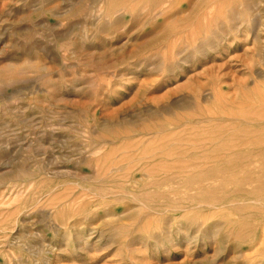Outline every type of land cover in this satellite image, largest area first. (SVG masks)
<instances>
[{"label": "rangeland", "instance_id": "obj_1", "mask_svg": "<svg viewBox=\"0 0 264 264\" xmlns=\"http://www.w3.org/2000/svg\"><path fill=\"white\" fill-rule=\"evenodd\" d=\"M176 2L0 0V264H264V0Z\"/></svg>", "mask_w": 264, "mask_h": 264}, {"label": "bare ground", "instance_id": "obj_2", "mask_svg": "<svg viewBox=\"0 0 264 264\" xmlns=\"http://www.w3.org/2000/svg\"><path fill=\"white\" fill-rule=\"evenodd\" d=\"M154 4H156L157 6H158V8H157V10H158V12H157V19H161L162 17H164V16H166V15H169V14H173L174 12H176V5H177V2H176V0H154ZM181 4H183V6H187V0H184V2L183 3H181ZM152 7V6H151ZM154 8V7H153ZM184 8H186V7H184ZM241 17H242V15H241ZM259 19V18H258ZM155 20V19H154ZM259 21V20H258ZM260 22V21H259ZM258 23V22H257ZM260 24V23H259ZM256 35V34H255ZM256 37H257V35H256ZM255 37V38H256ZM255 51V50H254ZM27 63V62H26ZM38 64V63H37ZM12 65H14V64H12ZM35 65V64H34ZM16 65H14V67H15ZM29 66H31V63L29 64ZM39 66H40V64H39ZM42 66V65H41ZM41 66H40V68H41ZM46 66V65H45ZM6 67V66H5ZM9 67V66H8ZM13 66H11V68H12ZM13 67V69H10V68H6L5 69V71H6V76H5V78L4 79H6L7 78V80L9 79H16L17 77H19V78H25V76H27V74H28V71H31V69L32 68H30V70H26V69H20L18 66H16V67H18V68H14ZM24 67V66H23ZM25 67H26V65H25ZM28 67V66H27ZM32 67H34L33 65H32ZM252 67V66H251ZM34 68H36V66L34 67ZM45 67H42L41 69H44ZM9 69V70H8ZM40 69V70H41ZM33 70V69H32ZM4 71V70H3ZM32 72V71H31ZM37 72V71H36ZM217 77V76H216ZM24 80V79H23ZM14 82V81H13ZM1 87V86H0ZM220 88V87H219ZM226 93V92H225ZM228 95V94H227ZM84 101V100H83ZM87 101V100H86ZM90 102V101H89ZM93 102V101H92ZM80 103V102H79ZM262 117V116H261ZM243 120H245V119H243ZM257 120V119H256ZM248 121V120H247ZM256 123V122H255ZM261 124V126L263 127L262 128V130L264 129V119H262V118H259L258 119V124ZM257 124V123H256ZM245 125V124H244ZM243 125V126H244ZM248 126V125H247ZM254 128H252V131H256V129H254ZM258 129V128H257ZM251 131V130H250ZM251 131V132H252ZM241 132H243V131H241ZM260 133H263L262 135H264V131L262 132L261 131V129H260V131H259ZM83 133V132H82ZM238 133V132H237ZM260 133H256L255 134V136L256 135H260ZM239 135H241V134H239ZM243 135V134H242ZM262 135L260 136V137H262ZM232 136H233V134H232ZM255 136H250L249 135V137L247 138L246 137V140H243V142H241V143H239L241 140H235L234 141V137H232L233 138V141L231 142L230 140V142H231V144H233V146L234 147H236L237 149L238 148H241V147H243V148H247L248 150H256V149H264V140L262 139H260L262 142H260L259 143V138L258 137H256L255 138ZM245 137V136H244ZM239 138H240V136H239ZM242 139H243V137H241ZM236 139V138H235ZM223 141V140H222ZM228 141V140H227ZM227 141H225V142H227ZM218 142V141H217ZM211 143V142H210ZM214 143V142H213ZM216 143V142H215ZM85 144H86V142H85ZM88 144V143H87ZM262 145V146H261ZM212 146H213V144H212ZM212 146H211V148H212ZM223 146V145H222ZM209 147V146H208ZM259 147V148H258ZM226 148H228V147H226ZM231 148V147H230ZM235 148V150H237ZM96 149V148H95ZM101 148H99L98 150H100ZM217 149V147L215 148V150ZM222 149H224V148H222ZM218 150V149H217ZM220 150V149H219ZM228 150V149H227ZM241 150V149H240ZM240 150H238V151H240ZM254 150V151H255ZM231 151V150H230ZM243 151H244V149H243ZM96 152V150H94V153L93 152H91V153H93V154H96L95 153ZM232 152V151H231ZM245 152V151H244ZM248 152V151H247ZM91 153H90V155H91ZM154 153V152H153ZM243 153V152H242ZM92 154V155H93ZM234 154V153H233ZM236 154V153H235ZM244 154V153H243ZM150 155V154H149ZM239 155V154H238ZM240 155H241V153H240ZM245 155V154H244ZM228 156V155H227ZM237 156V155H236ZM156 157V156H155ZM213 157H215V156H212V157H210V161L209 162H211V158H213ZM242 156H240V159H243V158H241ZM245 157H247L246 159H248V156H245ZM207 158H208V156H207ZM215 158H217V157H215ZM224 158V157H223ZM97 160H98V158H96ZM147 159H150V157L149 156H147V155H144V156H141L140 158H139V160H138V163L139 162H141V161H143L144 162V160H147ZM214 159V158H213ZM219 160H220V158H218ZM217 159V160H218ZM222 159V158H221ZM239 159V160H240ZM252 159V158H251ZM254 159H252V161H253ZM197 160L195 159V161L194 162H196ZM200 161V160H199ZM202 161H204V160H202ZM206 162H208L207 161V159L205 160ZM215 161V160H214ZM213 161V162H214ZM223 161V160H222ZM252 161H251V163H252ZM99 163H100V161H98ZM198 162V161H197ZM206 162H204V163H206ZM217 162V161H216ZM215 162V163H216ZM242 162H246V161H242ZM241 162V163H242ZM249 162V161H248ZM235 162H233L232 164H234ZM236 163H237V161H236ZM250 163V162H249ZM198 164V163H197ZM200 164H203V162L201 163L200 162ZM239 164V163H238ZM238 164H237V166H238ZM246 164V163H245ZM262 164H264V162L262 163ZM204 165V164H203ZM235 165V164H234ZM244 165V164H243ZM243 165H240V166H243ZM256 166V165H255ZM252 169V168H251ZM263 169V168H262ZM262 171V170H261ZM260 172V171H259ZM256 173V172H255ZM258 173V172H257ZM248 175H250V174H248ZM264 176V175H263ZM262 175H261V178L263 177ZM248 177H250V176H248ZM258 177V176H257ZM243 183V182H242ZM260 186V185H259ZM204 187V186H203ZM209 189V188H208ZM250 190V189H249ZM255 191V190H254ZM248 192V191H247ZM212 206H216V205H212ZM218 207V206H217ZM182 208V207H181ZM219 208V207H218ZM263 217V216H262ZM251 220V219H250ZM259 220V219H258ZM235 221V220H234ZM253 221V220H252ZM238 222V221H237ZM236 223V222H235ZM264 222L263 221H257L256 223H252V224H248L247 226H246V228H245V230H240L241 232V235H240V240H249L250 242H255L256 240H257V231L259 230V229H261V228H263L264 226ZM263 226V227H262ZM235 228V227H234ZM235 231V230H234ZM263 231V230H262ZM237 235V234H236ZM262 235V234H261ZM264 237V236H263ZM238 238V237H237ZM264 241V238H262V242ZM262 244L263 243H261L259 246H262ZM255 250V249H254ZM262 252H264L263 250H262ZM261 252V253H262ZM260 253V254H261ZM263 255V254H262ZM250 256V255H249ZM254 257V256H253ZM250 258V257H249ZM254 259V258H253ZM253 261V260H252ZM251 261V262H252ZM255 261H257V260H255ZM261 262V261H260ZM249 264H250V262H249ZM263 264V263H262Z\"/></svg>", "mask_w": 264, "mask_h": 264}]
</instances>
